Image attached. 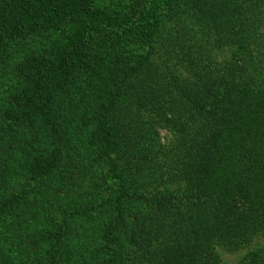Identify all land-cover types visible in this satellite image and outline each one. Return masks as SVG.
Instances as JSON below:
<instances>
[{
    "label": "trees",
    "instance_id": "16d2710c",
    "mask_svg": "<svg viewBox=\"0 0 264 264\" xmlns=\"http://www.w3.org/2000/svg\"><path fill=\"white\" fill-rule=\"evenodd\" d=\"M245 246L264 264V0H0V264Z\"/></svg>",
    "mask_w": 264,
    "mask_h": 264
},
{
    "label": "rangeland",
    "instance_id": "374dc122",
    "mask_svg": "<svg viewBox=\"0 0 264 264\" xmlns=\"http://www.w3.org/2000/svg\"><path fill=\"white\" fill-rule=\"evenodd\" d=\"M4 91L8 88L6 85H3ZM171 133H167L165 131H161V135L162 137H167L168 135H170ZM15 161V162H14ZM12 162H14V164H12V166L15 167H20V164L24 163V160H22V158L19 157H15V160H13ZM13 178H16V175L13 176ZM40 189V188H39ZM37 189V190H39ZM47 191V199L48 201H51L53 199L54 196L57 195V191L54 190V192L48 188H46ZM50 191V192H49ZM33 199V196H31ZM249 250H251V246H245L242 248H238V249H228V250H223L222 251V257H223V264H242V257L243 255H245Z\"/></svg>",
    "mask_w": 264,
    "mask_h": 264
}]
</instances>
